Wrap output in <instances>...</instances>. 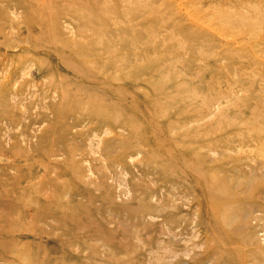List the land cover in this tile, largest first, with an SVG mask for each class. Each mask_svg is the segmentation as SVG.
Segmentation results:
<instances>
[{"label":"rangeland","instance_id":"rangeland-1","mask_svg":"<svg viewBox=\"0 0 264 264\" xmlns=\"http://www.w3.org/2000/svg\"><path fill=\"white\" fill-rule=\"evenodd\" d=\"M0 264H264V0H0Z\"/></svg>","mask_w":264,"mask_h":264},{"label":"bare ground","instance_id":"bare-ground-1","mask_svg":"<svg viewBox=\"0 0 264 264\" xmlns=\"http://www.w3.org/2000/svg\"><path fill=\"white\" fill-rule=\"evenodd\" d=\"M213 198H217L219 201H223L224 200V197L222 198V195L219 192V190L215 191Z\"/></svg>","mask_w":264,"mask_h":264}]
</instances>
